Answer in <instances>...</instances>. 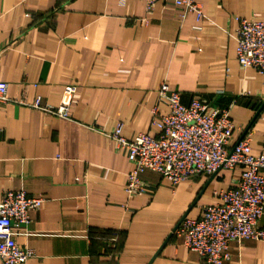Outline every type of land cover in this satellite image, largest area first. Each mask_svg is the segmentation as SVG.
<instances>
[{"label": "crops", "instance_id": "obj_1", "mask_svg": "<svg viewBox=\"0 0 264 264\" xmlns=\"http://www.w3.org/2000/svg\"><path fill=\"white\" fill-rule=\"evenodd\" d=\"M204 17L145 0H0V197L25 191L43 199L19 229L32 257L25 264H206L173 231L201 216L236 186L238 170L194 177L177 186L152 172L149 193L128 197L133 163L111 135L157 136L152 109L163 82L227 108L234 143L249 139L264 155V75L236 59L237 18L264 20V0H197ZM76 86L69 118L14 100L59 107ZM264 230V213L259 222ZM224 264H264V240L230 245ZM0 264H2L0 260Z\"/></svg>", "mask_w": 264, "mask_h": 264}, {"label": "built area", "instance_id": "obj_2", "mask_svg": "<svg viewBox=\"0 0 264 264\" xmlns=\"http://www.w3.org/2000/svg\"><path fill=\"white\" fill-rule=\"evenodd\" d=\"M147 11L157 2L182 10V18L204 17L197 0H145ZM236 59L243 69H254L264 75V20L236 19ZM8 84L0 82V101L12 102L7 96ZM76 86H67L59 107L41 99L33 102L14 100L46 114L69 118ZM159 98L168 106L162 115L158 106L152 109L151 126L157 136L140 133L133 140L122 136V125L109 135L117 149L127 150L133 169L127 175L128 197L149 193L142 176L152 172L177 186L194 177L212 176L221 170H238L235 187L218 194L219 203L205 206L196 219L184 218L173 234L182 245L195 252L206 264H224L231 260L230 245L246 240H264L259 222L264 213V155H254L249 139L234 143L235 127L227 108L214 109L199 97L183 102L182 93L163 82ZM43 199L30 198L25 191H7L0 197V260L2 264H25L33 253L17 241L19 229L30 221V212L43 205Z\"/></svg>", "mask_w": 264, "mask_h": 264}, {"label": "rangeland", "instance_id": "obj_3", "mask_svg": "<svg viewBox=\"0 0 264 264\" xmlns=\"http://www.w3.org/2000/svg\"><path fill=\"white\" fill-rule=\"evenodd\" d=\"M179 224H180V223H179ZM179 224H178V225H179ZM172 234H173V233H172ZM173 236H174V234H173Z\"/></svg>", "mask_w": 264, "mask_h": 264}, {"label": "water", "instance_id": "obj_4", "mask_svg": "<svg viewBox=\"0 0 264 264\" xmlns=\"http://www.w3.org/2000/svg\"><path fill=\"white\" fill-rule=\"evenodd\" d=\"M185 218V217H184Z\"/></svg>", "mask_w": 264, "mask_h": 264}]
</instances>
